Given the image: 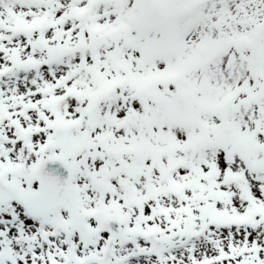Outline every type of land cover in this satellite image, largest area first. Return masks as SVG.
Wrapping results in <instances>:
<instances>
[{"label":"snow or ice","instance_id":"1","mask_svg":"<svg viewBox=\"0 0 264 264\" xmlns=\"http://www.w3.org/2000/svg\"><path fill=\"white\" fill-rule=\"evenodd\" d=\"M0 264H264V0H0Z\"/></svg>","mask_w":264,"mask_h":264}]
</instances>
